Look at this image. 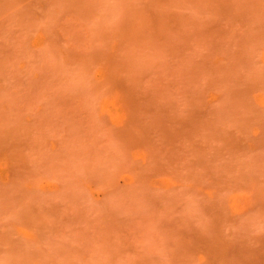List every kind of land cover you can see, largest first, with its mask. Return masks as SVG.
I'll list each match as a JSON object with an SVG mask.
<instances>
[{"label": "rangeland", "instance_id": "obj_1", "mask_svg": "<svg viewBox=\"0 0 264 264\" xmlns=\"http://www.w3.org/2000/svg\"><path fill=\"white\" fill-rule=\"evenodd\" d=\"M0 264H264V0H0Z\"/></svg>", "mask_w": 264, "mask_h": 264}]
</instances>
